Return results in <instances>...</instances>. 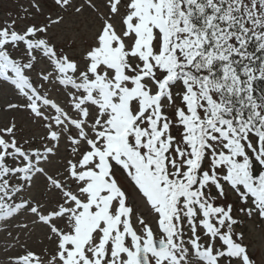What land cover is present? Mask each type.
<instances>
[{
  "label": "snow or ice",
  "instance_id": "snow-or-ice-1",
  "mask_svg": "<svg viewBox=\"0 0 264 264\" xmlns=\"http://www.w3.org/2000/svg\"><path fill=\"white\" fill-rule=\"evenodd\" d=\"M22 10L0 25V224L39 247L8 264H264L240 228L264 220V0Z\"/></svg>",
  "mask_w": 264,
  "mask_h": 264
},
{
  "label": "rangeland",
  "instance_id": "rangeland-1",
  "mask_svg": "<svg viewBox=\"0 0 264 264\" xmlns=\"http://www.w3.org/2000/svg\"><path fill=\"white\" fill-rule=\"evenodd\" d=\"M52 0H48L49 5ZM77 3H82L83 0H76ZM29 7V0H0V25H3L5 21L10 19H17V25L23 27L28 20H21L18 17H23L25 14L23 8ZM47 7L45 12H47ZM57 9H53V14ZM9 13L11 16H9ZM43 21V16L38 17ZM53 31L57 32L62 41L66 40L67 43L72 44L75 40L77 49L83 47L80 39L74 37V33L69 31L67 33L61 32L60 29L53 28ZM14 97L10 93H0V125L6 122L10 115L3 111L6 102ZM17 115L18 122L20 121L19 114ZM38 133V129H36ZM231 195V194H230ZM231 198L235 200V196L231 195ZM240 228L245 232L246 241L250 242L252 247L251 251L255 254L257 260L264 258V222H259L257 217L244 220ZM9 232L11 235H9ZM39 244L35 236L29 237L24 232L20 231L15 223L8 225L0 224V264H8L9 258H15L23 255L27 249H38Z\"/></svg>",
  "mask_w": 264,
  "mask_h": 264
},
{
  "label": "trees",
  "instance_id": "trees-1",
  "mask_svg": "<svg viewBox=\"0 0 264 264\" xmlns=\"http://www.w3.org/2000/svg\"><path fill=\"white\" fill-rule=\"evenodd\" d=\"M257 220H259V222H264V220L260 219L259 217H257Z\"/></svg>",
  "mask_w": 264,
  "mask_h": 264
}]
</instances>
